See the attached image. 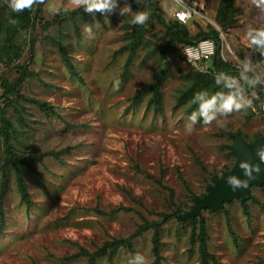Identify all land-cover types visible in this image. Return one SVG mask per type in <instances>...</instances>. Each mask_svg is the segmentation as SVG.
I'll return each instance as SVG.
<instances>
[{
	"label": "rangeland",
	"instance_id": "374dc122",
	"mask_svg": "<svg viewBox=\"0 0 264 264\" xmlns=\"http://www.w3.org/2000/svg\"><path fill=\"white\" fill-rule=\"evenodd\" d=\"M158 1L168 23L173 4ZM201 1L210 20L193 19L190 33L214 25L225 61L240 68L250 58L256 71L264 72L263 57L255 55L245 39L249 25L264 26V11L251 0H235L236 23L223 29L216 21L221 0ZM133 2L119 0V7L127 3L133 11L125 16L117 9L80 15L74 22L64 14L78 8L71 0H59L66 9L59 14L43 5L34 24L11 42L9 29L0 25V109L10 121L16 152L31 158L23 173L32 200L29 205L21 200L10 166L3 219L0 216V264H85L83 249L94 251L107 240L129 236L145 221H162L178 208L182 215L191 211L192 196L207 192L212 175L221 177L234 166L236 156L227 148L233 146V137L252 143L264 136V100L256 89L245 90L253 107L218 115L223 126L198 119L190 134L185 131L189 103L178 104L177 98L192 82V74L206 72L208 65L188 62L187 46L169 45L165 25L152 15L128 62L136 32ZM0 13L8 15L1 0ZM56 15L60 17L55 20ZM86 25L92 27L91 36L84 31ZM60 39L71 67L57 45ZM167 62L163 111L149 104L150 93L136 103L137 89L151 83ZM22 65L29 76L19 88V99L6 106L1 82L15 81ZM116 80L121 81L118 91L113 89ZM219 90L227 91L223 84ZM27 98L48 102L55 114ZM52 151L60 153V159ZM6 154L0 117V191ZM251 192L250 214L238 198L227 203L226 210H201L207 247L220 264H264V185L252 186ZM153 233L151 228L133 240L135 254L144 255L148 264L156 259ZM199 233L200 220L194 233L189 221L170 217L160 230V264H202ZM134 255L121 247L113 262L102 257L96 264H129Z\"/></svg>",
	"mask_w": 264,
	"mask_h": 264
},
{
	"label": "trees",
	"instance_id": "16d2710c",
	"mask_svg": "<svg viewBox=\"0 0 264 264\" xmlns=\"http://www.w3.org/2000/svg\"><path fill=\"white\" fill-rule=\"evenodd\" d=\"M3 2V10L8 11V15H4L0 13V25L1 27L8 28L10 31V42L12 41V38L20 33L21 31L29 28L34 24L35 19L38 17L39 13L41 12L43 5L35 6L32 10H26L21 13H14L12 12L8 6L5 4L4 0H1ZM134 6L136 8V11H148L150 15L159 18L162 23L165 25V37L167 38V42L169 45L176 47L178 44H182L184 47L197 44L199 41L210 38L213 39L215 42V53L213 56L208 60L200 61V64L208 65V69L206 72L197 71L195 74H192V82L186 86L184 89L181 90L180 95L177 98L178 104H184L189 103V108L187 109V113L190 115L193 111H196L198 109V104L192 103V100L197 92L201 91H207L209 95H212L219 90L220 85L216 84V79H223L222 77H219L220 73H226L229 76L238 77L240 68H238L236 65H233L232 63H229L225 61L221 54V37L219 30L212 24H208L206 28L200 27L198 33L191 34L189 30V24L183 23L176 18L172 17L173 19L169 20L168 23H166L162 19L163 10L161 9L160 3L158 0H135ZM132 3V5H133ZM238 8L235 4V0H221L219 8L216 13V21L217 23L223 28H229L234 26L236 23V16L238 12ZM67 17H69L73 22L76 21V17L80 15L87 14L83 8H75L71 11H67L64 13ZM3 16V17H2ZM60 16H55V20ZM10 20H16L18 23L11 24L9 23ZM0 27V29H1ZM145 25H133L134 30V36L131 40L130 46V52L131 55L128 59V62L131 61V58L133 57L136 49L139 47V44L143 38V35L146 31H144ZM61 40V39H60ZM57 45L60 49V52L66 62L70 67L72 66L71 62L69 61V56L66 51V45L61 41L57 42ZM255 55L260 57V59L264 56L260 54L259 51H256L252 48ZM169 62H167L155 75L153 81L139 89H137L134 98L135 102L137 103L140 101L142 95L144 93H150V96L148 98V102L150 105H153L154 110L156 112H162L163 111V83L165 82V79L167 78V75L169 74L170 68H169ZM128 65V63H127ZM21 73L20 76L13 82H10L8 80H2L1 84L4 88V95H6V106L15 104L16 100L19 99L20 91L19 88L24 83L25 79L29 76V70L26 68V66L22 65L21 67ZM249 75H252V73H249ZM245 90H250L251 88H248L247 85L244 86ZM256 91L260 98L264 100V92L261 88V85H258L256 88ZM30 102L36 104L38 107L43 109L47 114H55L54 107L49 104L48 102H44L35 98H27ZM0 117L2 121V132L4 134L5 138V144H6V160L5 166L3 167V178H2V189L0 191V216L1 219H3L4 216V208H3V201L6 196V187L7 183L9 181V175L7 172V169H9L10 166H14L15 168V175H16V182L18 191L21 195V200L25 202L27 205L31 204L32 200L30 198V193L28 191L26 179L23 173L24 168H29L31 166V158H27L24 155H20L16 152L14 145L11 144L10 138H11V132H10V121L6 118L5 109H0ZM202 120V118H200ZM232 135V134H231ZM235 137H233V140ZM229 150V155L232 157H235V154L233 153L232 146H227ZM50 154L54 155L56 158L60 159V153L58 152H50ZM38 161H41V157H35ZM219 176L216 174H213L211 179L214 181ZM211 185H207L208 187ZM206 189V190H207ZM204 194H201L203 196ZM198 196L193 195V201ZM240 199V198H238ZM249 199L242 200L243 209L246 214H250L249 207L247 206V203ZM230 202H225L224 206L222 208H219L218 210L225 209V205ZM210 210L211 209H206ZM182 210L178 208L175 213H172L168 216H165V218L162 221H145L141 226L138 227V229L132 233L129 236L126 237H119V238H113L111 240H107L103 243L101 247L94 251H89L87 249L82 250V255L87 256V262L85 264H96L99 258L102 257H108L109 260L113 262V256L117 252V250L121 247L126 248L132 255L135 254V246L133 243V240L140 236V234L143 231L153 229V251L155 253L156 259L154 260L153 264H160V253L159 248L161 244L160 240V230L164 222H167L170 217H176L182 219ZM193 225L194 233L196 230L197 223L200 220V233H199V240H200V252H201V260L202 264H220L217 260V257L215 254L211 253L207 247V239H208V232L206 229V220L202 215V212H200L197 215L194 216H188L186 219Z\"/></svg>",
	"mask_w": 264,
	"mask_h": 264
},
{
	"label": "clouds",
	"instance_id": "9594fccd",
	"mask_svg": "<svg viewBox=\"0 0 264 264\" xmlns=\"http://www.w3.org/2000/svg\"><path fill=\"white\" fill-rule=\"evenodd\" d=\"M8 8L14 13H21L26 10H32L35 6L44 5L45 9L51 14H59L66 9L59 3V0H4ZM139 2V0H137ZM261 11H264V0H251ZM71 3L76 7L83 8L88 14L100 13L111 14L119 9V14L125 16L133 12L131 6L127 3L123 7H119V0H71ZM150 13L148 11H135L132 16L131 23L133 25H145L149 20ZM9 23L16 24V20H10ZM84 31L91 36L92 27L86 25ZM245 39L249 45L256 51H259L264 56V26L249 25L245 32ZM252 73V75H249ZM216 79V84L221 85L227 91L216 92L209 95L207 91L197 92L192 100V103L198 104V109L193 111L188 117L190 123L185 126V131L191 133L193 125L198 119L202 118L204 125H210L216 122L223 126V122L218 120V115L227 117L234 111H241L253 107V98H249L245 92L244 86L255 89L258 85H264V72H257L250 58H245L240 64L238 77L229 76L226 73H220ZM121 81L116 80L113 83V89L118 91ZM258 99V97H255ZM256 155L259 158L260 164H264V146L257 149ZM260 164H252L249 161H242L239 165L243 176L241 179L235 175L229 176L226 183L229 185L232 192L237 190L247 189L249 182L255 180L261 173ZM129 264H148L144 255L137 253L131 257Z\"/></svg>",
	"mask_w": 264,
	"mask_h": 264
},
{
	"label": "water",
	"instance_id": "95a60500",
	"mask_svg": "<svg viewBox=\"0 0 264 264\" xmlns=\"http://www.w3.org/2000/svg\"><path fill=\"white\" fill-rule=\"evenodd\" d=\"M234 137L235 142L232 146L233 153L236 156L234 166L221 177L217 178L214 181V184L208 187L207 192L202 197H197L195 199L194 207L191 211L182 216V219H186L188 216L197 215L202 209H211L212 211H216L219 208H222L226 201L231 202L234 198H240L243 201L249 199L252 195V186L264 185V164H260L259 158L256 155L257 149L264 146V136L259 137L252 143L247 142L240 135L236 134ZM242 161H249L252 164H260L262 171L255 180L249 182L247 189L232 192L226 181L227 178L232 175L241 179L245 178L239 167Z\"/></svg>",
	"mask_w": 264,
	"mask_h": 264
},
{
	"label": "built area",
	"instance_id": "2783aa9c",
	"mask_svg": "<svg viewBox=\"0 0 264 264\" xmlns=\"http://www.w3.org/2000/svg\"><path fill=\"white\" fill-rule=\"evenodd\" d=\"M170 2L173 4L171 15L183 23H188L193 19L210 20L205 4L201 0H170ZM214 53L215 42L210 38L203 39L197 44L189 45L184 50L185 58L193 64L210 59ZM261 64L264 69V57L261 60ZM261 88L264 92V85H261Z\"/></svg>",
	"mask_w": 264,
	"mask_h": 264
}]
</instances>
